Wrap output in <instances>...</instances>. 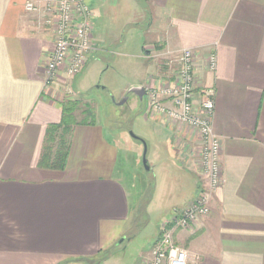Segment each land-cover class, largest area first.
I'll return each mask as SVG.
<instances>
[{
    "label": "crops",
    "instance_id": "1",
    "mask_svg": "<svg viewBox=\"0 0 264 264\" xmlns=\"http://www.w3.org/2000/svg\"><path fill=\"white\" fill-rule=\"evenodd\" d=\"M30 1L0 0V264L89 263L125 235L131 218L120 151L96 123L76 125L64 170L38 167L45 131L61 120L62 90L71 89L76 77L67 80L60 70L54 85L44 86L53 35L41 14L25 10ZM140 3L153 37L143 49L150 74L135 88H159L158 75L165 72L157 57L190 49L195 114L201 115L200 89L215 90L211 128L220 142L221 184L208 216L176 230L174 241L189 264H264V0ZM210 53L216 56L214 73L206 69ZM142 100L144 122L166 167L162 175L177 180L178 198L160 226L205 183L197 154L190 158L200 142L187 127L147 110L145 95ZM159 101L171 108L168 100ZM158 237L159 227L151 247Z\"/></svg>",
    "mask_w": 264,
    "mask_h": 264
},
{
    "label": "rangeland",
    "instance_id": "2",
    "mask_svg": "<svg viewBox=\"0 0 264 264\" xmlns=\"http://www.w3.org/2000/svg\"><path fill=\"white\" fill-rule=\"evenodd\" d=\"M90 2L96 16L93 36L97 49L88 59L87 70L74 79L71 89L62 90L63 103L78 104L77 121L90 109L93 117L86 119L101 126L119 148L118 169L132 213L125 235L109 250L107 264H138L139 258H145L146 255L141 256L151 249L153 236L168 205L178 198L177 180L162 175L166 170L163 158L157 151L149 124L144 122L145 100L130 92L150 74L143 49L153 37L151 21L141 0ZM124 99L126 102L120 106ZM131 134L146 144V159L148 165L153 166L150 172H145L142 166L143 147ZM83 264L105 263L94 259Z\"/></svg>",
    "mask_w": 264,
    "mask_h": 264
},
{
    "label": "built area",
    "instance_id": "3",
    "mask_svg": "<svg viewBox=\"0 0 264 264\" xmlns=\"http://www.w3.org/2000/svg\"><path fill=\"white\" fill-rule=\"evenodd\" d=\"M24 8L29 13L41 14L42 25L53 35V50L45 67L44 86L54 85L60 70H64L67 80L80 75L96 51L91 37L94 16L86 0H32ZM193 55L190 49L162 53L157 57L165 72L158 75L160 86L143 91L149 110L195 133L200 143L197 151L190 152V158H196L197 154L205 183L193 200L161 223L158 239L140 264H189L187 252L174 241V232L191 229L208 216L212 197L221 184L220 142L211 128L215 90L213 87L200 89L198 109L201 115L195 114L193 100L197 84ZM206 69L215 72L214 53L208 55ZM160 97L168 100L171 108L164 107Z\"/></svg>",
    "mask_w": 264,
    "mask_h": 264
},
{
    "label": "trees",
    "instance_id": "4",
    "mask_svg": "<svg viewBox=\"0 0 264 264\" xmlns=\"http://www.w3.org/2000/svg\"><path fill=\"white\" fill-rule=\"evenodd\" d=\"M61 120L58 124L50 125L45 131L42 150L38 161V167L52 170H64L68 154V138L72 128L76 125H84L89 122L88 118L93 117L90 109L83 112L84 118L77 121L75 113L78 110L76 102L67 101L61 105ZM110 256V252H101L96 261L100 263Z\"/></svg>",
    "mask_w": 264,
    "mask_h": 264
},
{
    "label": "water",
    "instance_id": "5",
    "mask_svg": "<svg viewBox=\"0 0 264 264\" xmlns=\"http://www.w3.org/2000/svg\"><path fill=\"white\" fill-rule=\"evenodd\" d=\"M130 92H132L138 99H140V100H142V98H143V96H144V91H143V89L142 88H133V89H131V91ZM126 102V99H124L123 101H121L120 103H119V105L121 106V105H123L124 103ZM131 137L133 138V139H135L136 141H138L141 145H142V147H143V154H142V166H143V168H144V170H145V172H150V166L148 165V161H147V159H146V144L144 143V141H142V140H140V139H138V138H136L134 135H132L131 134ZM123 241V240H122Z\"/></svg>",
    "mask_w": 264,
    "mask_h": 264
}]
</instances>
